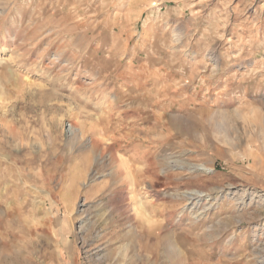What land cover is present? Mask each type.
<instances>
[{"label":"rangeland","instance_id":"374dc122","mask_svg":"<svg viewBox=\"0 0 264 264\" xmlns=\"http://www.w3.org/2000/svg\"><path fill=\"white\" fill-rule=\"evenodd\" d=\"M0 264H264V0H0Z\"/></svg>","mask_w":264,"mask_h":264},{"label":"bare ground","instance_id":"6f19581e","mask_svg":"<svg viewBox=\"0 0 264 264\" xmlns=\"http://www.w3.org/2000/svg\"><path fill=\"white\" fill-rule=\"evenodd\" d=\"M81 121V120H80ZM83 122V121H82ZM97 132V130H96ZM93 143V142H92ZM192 170H203V171H211L212 168L211 167H208L204 164H191L189 166ZM187 167V168H189ZM189 168V169H190ZM204 193L202 191H197V190H193V191H190L189 194H188V197L189 199H195V200H198L199 197L203 196ZM137 201V200H136ZM188 201V200H187ZM191 203V202H190ZM194 204V203H193ZM205 208V206L203 207ZM200 214V213H199ZM144 217V216H143ZM156 223V222H155Z\"/></svg>","mask_w":264,"mask_h":264}]
</instances>
